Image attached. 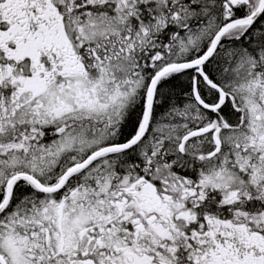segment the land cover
<instances>
[{
    "label": "snow or ice",
    "instance_id": "6c2138e0",
    "mask_svg": "<svg viewBox=\"0 0 264 264\" xmlns=\"http://www.w3.org/2000/svg\"><path fill=\"white\" fill-rule=\"evenodd\" d=\"M0 264H264V0H0Z\"/></svg>",
    "mask_w": 264,
    "mask_h": 264
}]
</instances>
